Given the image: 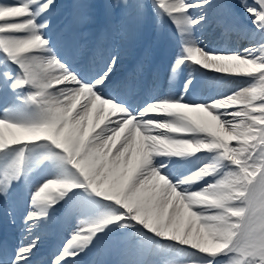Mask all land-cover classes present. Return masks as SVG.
I'll return each mask as SVG.
<instances>
[{
    "label": "snow or ice",
    "instance_id": "6c2138e0",
    "mask_svg": "<svg viewBox=\"0 0 264 264\" xmlns=\"http://www.w3.org/2000/svg\"><path fill=\"white\" fill-rule=\"evenodd\" d=\"M56 6L0 0V154L15 152L0 161V218L17 228L0 264H84L115 242L117 264H178L165 245L202 264H264V0H113L125 41L160 20L175 29L180 52L147 82L150 50L122 76L123 50L57 33ZM214 12L248 44L204 45ZM201 69L242 79L197 96Z\"/></svg>",
    "mask_w": 264,
    "mask_h": 264
},
{
    "label": "bare ground",
    "instance_id": "6f19581e",
    "mask_svg": "<svg viewBox=\"0 0 264 264\" xmlns=\"http://www.w3.org/2000/svg\"><path fill=\"white\" fill-rule=\"evenodd\" d=\"M107 1V3L108 4H110V3H112V1L111 0H106ZM5 2H8V0H5ZM83 2H84V4H86L87 5V9L90 7V5L91 4H89V3H87V2H85L84 0H83ZM95 6H96V2H95ZM113 9H111V11H112ZM193 11H195V10H193ZM98 11H97V9H96V7H95V9H92L91 11H90V13H92L93 15H91V16H86V14L85 13H83V12H79L78 13V15H77V17H78V19H79V22H78V26H82L83 24H85V25H90V24H92V22L95 20V19H97V17H98V13H97ZM114 26H116L118 29L120 28V30H121V28H122V24H119V25H116V24H114ZM150 25H148L147 27H149ZM216 27H218L216 30H212L211 28H216ZM146 28V27H145ZM220 28V34H217V33H215L218 29ZM211 29V30H210ZM118 31V30H117ZM208 31H211L210 33H208ZM241 30H239L238 28L236 29L235 27H232V28H228V29H224L223 28V26L221 25V23H220V16H219V13H210V19H209V24H208V26H207V28H206V30L203 32V34H202V36H201V39L203 40V43L204 44H209L210 42H212V41H214V40H217V39H219L220 37H222V36H225V37H229L230 39H232V40H238V37H239V35H240V32ZM140 33V32H139ZM139 33H138V35H139ZM80 32H77V36H78V41H77V43H79L80 42V40H81V36H80ZM138 35H136L135 36V38L134 39H131V40H128V41H125V38L122 36V34H119V39H118V47L120 48V49H122V50H125L128 46H130V45H132V44H134V43H136V40H137V38H138ZM245 35V34H244ZM238 42H240V43H246V44H248V39H243V38H240L239 40H238ZM201 46H203V45H201ZM189 71H191V70H189ZM205 76H207L208 74H207V72H205V73H203ZM197 75H200V74H197ZM200 78V81L202 80V79H207V77H203L202 79H201V77H199ZM219 78H220V76H219ZM215 78H213V79H211L210 81H211V83L213 82V80H214ZM219 80H221V81H223L224 82V79H219ZM236 81H239V79H237V78H235V79H233V78H228V81H227V83H224V85H223V87L221 88V89H219V91L220 92H223V91H226L230 86H232V82H236ZM210 83V84H211ZM193 115L194 116H200V115H202V114H200V113H193ZM4 135H5V138L6 139H8V138H10V135H11V130H8V129H5L4 130ZM231 143H234V142H231ZM165 247H169V248H171V249H174L175 251H177L178 252V254H182V255H185L186 254V256L188 257H190L189 259H188V261H196V262H202V260H201V257L199 256V255H197L194 251H192V250H190V249H187V248H182V247H173V246H171V245H165Z\"/></svg>",
    "mask_w": 264,
    "mask_h": 264
}]
</instances>
